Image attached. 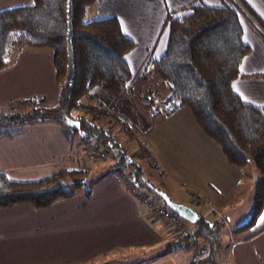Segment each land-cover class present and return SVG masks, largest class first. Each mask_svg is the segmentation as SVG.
Wrapping results in <instances>:
<instances>
[{"label":"crops","instance_id":"obj_1","mask_svg":"<svg viewBox=\"0 0 264 264\" xmlns=\"http://www.w3.org/2000/svg\"><path fill=\"white\" fill-rule=\"evenodd\" d=\"M239 1L264 23L262 0ZM201 2L221 4V0H100L92 16L116 15L123 32L134 39L126 60L131 81L136 82L150 54L159 56L166 48L167 11L183 14L190 5ZM31 3L0 0V9ZM246 16L240 15L239 22L249 51L231 81L232 91L249 103L264 104V43L252 27L259 25ZM92 93L82 98V105L101 104L122 116L125 125L135 128L145 140L159 167L152 169L175 196L161 190L174 201L187 204L188 200L198 207L199 217L222 220L219 231L227 230L226 259L231 264H264V201L249 227L234 233L227 224L233 222L236 228L246 219L248 207L241 194L235 193L251 166L243 172L231 164L187 106L153 126L132 96H114L99 86ZM34 95L41 96L46 106L57 103L52 51L24 46L11 64L0 69V107ZM84 147L69 125L54 120L0 126V171L15 180H37L66 168L85 167L90 172ZM140 164L142 179L160 187L145 176L146 163ZM114 167L122 166L108 159L95 170V178L88 183L89 194L82 186L47 207L28 203L0 207V264H191L195 251L187 245L166 252L167 242L179 237V231L140 204L118 179ZM194 193L200 201L193 199Z\"/></svg>","mask_w":264,"mask_h":264},{"label":"trees","instance_id":"obj_2","mask_svg":"<svg viewBox=\"0 0 264 264\" xmlns=\"http://www.w3.org/2000/svg\"><path fill=\"white\" fill-rule=\"evenodd\" d=\"M99 1L32 0L28 5L0 9V69L11 64L24 46L49 48L58 92L53 106L44 105L39 95L1 106L0 126L45 120L69 125L74 133L81 131L84 139L95 140L108 150L116 164L132 170L135 184L142 189L148 182L142 179V165L123 152L111 128L90 118H94L93 113L82 105V98L92 96L96 86L114 96L128 94L153 126L187 106L231 164L245 172L250 161L257 170L250 210L235 233L249 227L264 201V104L241 99L232 91L231 81L239 74L242 56L249 51L240 15H250L259 25L251 24L263 43L264 23L239 0H221L220 5L201 2L190 5L183 14L168 10L166 48L159 56L150 54L134 85L126 55L135 41L123 32L116 15L90 16ZM150 81L156 87L148 85ZM90 106L101 111L103 119L108 113L101 104ZM72 119L78 120L79 127L70 124ZM152 165L158 167L157 162ZM88 173L85 167L66 168L37 180H15L0 171V207L18 203L47 207L84 186ZM65 176L68 183L62 179ZM85 189L89 194V185ZM221 224V219L199 217L192 232L167 242L165 250L203 239L206 246L194 252L191 264H216L224 242Z\"/></svg>","mask_w":264,"mask_h":264},{"label":"rangeland","instance_id":"obj_3","mask_svg":"<svg viewBox=\"0 0 264 264\" xmlns=\"http://www.w3.org/2000/svg\"><path fill=\"white\" fill-rule=\"evenodd\" d=\"M90 16L91 13H90ZM139 82V79L135 82H132L134 85H137V83ZM136 83V84H135ZM155 84V86H154ZM148 85L152 86V87H156V83L153 81L148 82ZM145 87V86H144ZM153 94H156V91H153ZM128 95V94H127ZM134 99V97H132ZM135 100V99H134ZM136 102V100H135ZM137 103V102H136ZM88 105V104H86ZM137 105L139 106V104L137 103ZM7 106V105H6ZM140 107V106H139ZM141 109V108H140ZM91 111V110H90ZM142 114L148 118L146 116V114L142 111ZM93 113V111H92ZM102 115V114H101ZM104 119L102 117H97V118H93L90 116L91 119H95L96 121L103 123L104 126L107 128H111L112 134L114 135L118 145L120 147L123 148V152L127 153L132 159H135L136 161L142 163L144 165V163H146V166L144 165L145 168V176H147L151 181H153L155 184L159 185L162 188H165L168 192H170L172 194V196H175L174 192L171 189V186L164 181L161 177H159L157 171H154L152 168H155L152 164H153V158L151 155V152L145 142L144 139H142L140 137V135L138 134L139 132H137L135 130V128L125 125L126 121L124 120V118L120 115H116L112 112H110L108 110V113H106L105 116H103ZM120 118V121L117 119ZM118 120V121H115ZM82 135V132H77L76 133V139L77 137L81 139V142L85 145L84 147V155H88L90 158V168L92 169V171H90L85 179V184L83 187H86L89 183V180L91 178H95L93 177L95 170H97V168H99L100 166H103V164L105 163V161H107L108 159H111L110 157V153L108 150H106L105 148H103L102 146H99L95 140H91V139H84ZM142 140V142H141ZM89 144H93L96 145L97 147L103 149L106 151V155L104 157H100L97 156L95 153H93V151L88 147ZM82 146V145H81ZM82 148V147H81ZM83 150V149H82ZM144 150H147L148 155L151 157L149 158L148 155H146L145 152H143ZM149 161V162H148ZM248 166L251 165V162L249 161ZM116 169H123L125 171H129L128 167H118ZM157 172V173H156ZM114 173L116 174V170L114 167ZM257 170L253 168V166L251 165V170H247L245 172V174H243L242 177V182L238 187L237 193L235 194H241V199L244 203L245 208L248 207V211L250 210V200L252 197V185L254 183V178L256 176ZM65 182L68 181V179L65 177L62 178ZM68 183V182H67ZM142 190L147 191L152 198H154L155 201L162 203V199L156 194L153 193L151 191H148L147 188L143 187ZM194 200L200 201V197L197 196V194L195 195V193L193 194ZM187 204H189L190 206H192L194 209H199L198 207L194 206L192 203H190L188 200H186ZM141 204V203H140ZM143 205V204H142ZM159 218V217H158ZM161 219V218H160ZM163 220V219H162ZM168 223V222H166ZM228 226L230 227V229H232V231L235 233V226L233 225V222H229L227 223ZM225 227V226H224ZM177 231V229H176ZM227 230H225V232H222V238L224 240L223 242V247L222 249H220V251L218 252L217 256H216V264H231L230 260L226 259V254H227V246L229 245L230 242H228V237H227ZM179 234H182L181 232H179ZM205 242L203 239H198V240H192V242L187 243V248L190 251H196V252H200L201 250H203L205 248ZM187 250V251H188ZM143 258V257H142ZM115 264H123L121 262H117Z\"/></svg>","mask_w":264,"mask_h":264},{"label":"built area","instance_id":"obj_4","mask_svg":"<svg viewBox=\"0 0 264 264\" xmlns=\"http://www.w3.org/2000/svg\"><path fill=\"white\" fill-rule=\"evenodd\" d=\"M86 109L89 111H93L94 118L101 116V111L92 109V106L86 105ZM88 147L95 153L97 156L104 157L106 155V151L97 147L96 145L89 144ZM143 152L148 155L147 150ZM149 158H151L148 155ZM116 175L118 179L126 186V188L132 193V195L144 206H146L151 213H153L156 217L163 219L168 222L172 226H174L177 231L182 234L190 233L194 229V223L185 219L177 212L173 211L170 207L163 203H159L151 197V195L138 187L134 182V176L130 171H125L123 169H115ZM196 195V194H195ZM198 196V195H197ZM192 197L194 195L192 194ZM180 234V235H182Z\"/></svg>","mask_w":264,"mask_h":264},{"label":"water","instance_id":"obj_5","mask_svg":"<svg viewBox=\"0 0 264 264\" xmlns=\"http://www.w3.org/2000/svg\"><path fill=\"white\" fill-rule=\"evenodd\" d=\"M70 124L72 126L79 127V122L76 119L70 120ZM146 187L156 193L168 207H170L173 211L177 212L185 219L193 223H195L199 219L198 212L191 206L172 200L165 191L154 187L148 182L146 183Z\"/></svg>","mask_w":264,"mask_h":264},{"label":"snow or ice","instance_id":"obj_6","mask_svg":"<svg viewBox=\"0 0 264 264\" xmlns=\"http://www.w3.org/2000/svg\"><path fill=\"white\" fill-rule=\"evenodd\" d=\"M243 70V69H242ZM262 220H264V217L261 218Z\"/></svg>","mask_w":264,"mask_h":264}]
</instances>
